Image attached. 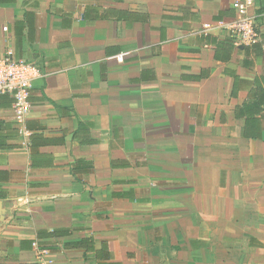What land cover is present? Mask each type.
I'll use <instances>...</instances> for the list:
<instances>
[{
    "label": "crops",
    "instance_id": "obj_1",
    "mask_svg": "<svg viewBox=\"0 0 264 264\" xmlns=\"http://www.w3.org/2000/svg\"><path fill=\"white\" fill-rule=\"evenodd\" d=\"M239 1L0 0V56L47 73L22 125L0 94V264H264V0L250 45Z\"/></svg>",
    "mask_w": 264,
    "mask_h": 264
},
{
    "label": "built area",
    "instance_id": "obj_2",
    "mask_svg": "<svg viewBox=\"0 0 264 264\" xmlns=\"http://www.w3.org/2000/svg\"><path fill=\"white\" fill-rule=\"evenodd\" d=\"M253 4L254 0H241L236 3V20L230 27V34L238 44L250 45L261 39L258 22L250 13ZM4 29L6 30L7 27ZM46 75L40 65L16 58L11 49L0 56V94H8L12 97V109L19 124L25 123L30 112V94L35 82ZM35 264H51V262L42 254Z\"/></svg>",
    "mask_w": 264,
    "mask_h": 264
}]
</instances>
